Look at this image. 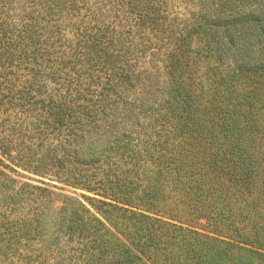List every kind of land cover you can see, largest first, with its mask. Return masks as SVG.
Here are the masks:
<instances>
[{
	"label": "trees",
	"instance_id": "trees-1",
	"mask_svg": "<svg viewBox=\"0 0 264 264\" xmlns=\"http://www.w3.org/2000/svg\"><path fill=\"white\" fill-rule=\"evenodd\" d=\"M0 264H264V0H0Z\"/></svg>",
	"mask_w": 264,
	"mask_h": 264
},
{
	"label": "rangeland",
	"instance_id": "rangeland-1",
	"mask_svg": "<svg viewBox=\"0 0 264 264\" xmlns=\"http://www.w3.org/2000/svg\"><path fill=\"white\" fill-rule=\"evenodd\" d=\"M56 205H59V202H57Z\"/></svg>",
	"mask_w": 264,
	"mask_h": 264
}]
</instances>
